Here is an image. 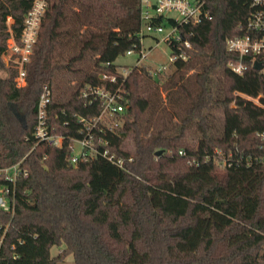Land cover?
<instances>
[{
  "label": "trees",
  "instance_id": "16d2710c",
  "mask_svg": "<svg viewBox=\"0 0 264 264\" xmlns=\"http://www.w3.org/2000/svg\"><path fill=\"white\" fill-rule=\"evenodd\" d=\"M32 3L0 0V67L10 55L6 21L13 18L19 37ZM205 8L207 17L180 26L193 45L189 60L163 71L134 65L124 75L116 60L141 46V0H50L27 85L17 86L12 60L0 77V168L23 159L28 172L13 212L0 208V264H56L68 254L74 264H264V164L224 168L213 159L218 148L244 161L264 156L256 135L264 129V70L251 61L234 72L229 62L239 56L227 49L257 7L205 0ZM105 82L126 109L93 132L127 169L103 154L70 161V139L87 134L80 119L101 112L82 91ZM45 85L50 130L66 137L61 147L36 144ZM8 183L0 175V190ZM55 246L66 249L53 256Z\"/></svg>",
  "mask_w": 264,
  "mask_h": 264
},
{
  "label": "built area",
  "instance_id": "2783aa9c",
  "mask_svg": "<svg viewBox=\"0 0 264 264\" xmlns=\"http://www.w3.org/2000/svg\"><path fill=\"white\" fill-rule=\"evenodd\" d=\"M50 0H33L31 8L28 10L24 19V27L19 37L15 34L12 24L13 18L8 17L6 24L8 25V49L10 51V60L14 63L18 70L15 78L18 87H25L27 81V68L34 53V47L39 38L42 21L49 7ZM252 6L257 9L249 17L242 35H236L228 38L227 49L231 53L239 56L237 60H231L229 67L238 74H243L249 67L250 62L254 65L259 61L264 64V0H252ZM209 15L205 8V0H141V19L142 28L140 31L141 46L139 49L131 48L126 54L131 55L136 51L140 52V58L137 59L136 65H139L143 59L147 58L148 53L155 47L159 46L162 41L166 42L171 54L169 57L170 63L177 60H189L188 50L193 47L192 42L187 35L181 31L184 24H195ZM171 18L173 23L159 22L160 19ZM146 36H156L155 47H151L149 51L144 48L143 40ZM159 36V37H158ZM121 72L127 75L130 71L127 67ZM168 68V65L161 66L158 70L163 71ZM264 70V69H262ZM104 81L109 80V84L115 83L117 77L104 73L102 76ZM108 83L100 85H87L82 91V97L89 102L99 101L101 104V112L98 116L90 119L81 118L80 121L86 125V135L83 138H71L70 147L72 154L70 161L73 164L89 161L100 154L108 157L113 163L120 167L126 168V160L123 157H118L114 152H111L109 141L103 137L95 136L93 128L99 124L107 122L117 114L125 111L126 106L123 102L122 95L114 92ZM255 103H260V97L247 96ZM51 102V92L47 85L44 86V91L41 94L38 104V121L34 129V136L37 143L48 142L51 146L61 147L64 144L66 137L61 133H52L48 121V107ZM109 129H113V125H108ZM256 135L264 141V129L257 131ZM103 144L104 149L99 147ZM184 149L180 150V154H184ZM208 156V155H207ZM244 154L235 156L232 151L226 152L223 149H216L213 154V159L221 167L232 166L233 164L251 165L254 163L264 164V156L249 155L244 161ZM209 158V157H208ZM128 160H133L132 157ZM22 161L13 164L9 167L0 168V175L4 176L9 183L0 190V208L6 212L14 210L13 192L17 185V181L21 176H28V172L21 167Z\"/></svg>",
  "mask_w": 264,
  "mask_h": 264
},
{
  "label": "rangeland",
  "instance_id": "374dc122",
  "mask_svg": "<svg viewBox=\"0 0 264 264\" xmlns=\"http://www.w3.org/2000/svg\"><path fill=\"white\" fill-rule=\"evenodd\" d=\"M156 36H146L143 40V46L146 51H149L151 47H155L156 40L154 39ZM159 37V36H158ZM171 54V49L169 45L162 41L159 46L153 48L149 53L147 58L143 59L142 62L139 65H149L152 68H160L161 66L168 65L170 66L169 57ZM10 55H4L2 57V61L4 62V67H0V77L6 76L8 73V64L10 63ZM140 58V52L136 51L134 54L128 55L124 54L120 56L116 60V64L120 66V71H122L123 68L121 67H127L130 69V67H133L136 65L137 59ZM66 247H53L52 248V254L53 256H58L59 253L62 250H65ZM74 256L73 254H68L60 261H57L56 264H74Z\"/></svg>",
  "mask_w": 264,
  "mask_h": 264
},
{
  "label": "water",
  "instance_id": "95a60500",
  "mask_svg": "<svg viewBox=\"0 0 264 264\" xmlns=\"http://www.w3.org/2000/svg\"><path fill=\"white\" fill-rule=\"evenodd\" d=\"M254 67H255L256 69H258V70H262V69H264V64H263L262 62L257 61V62H255ZM10 107H11V109L14 111V113L16 114V116H17V117L23 122V124H25V123H26V120H25V114L22 113V112L19 110L17 104H15V103H10ZM157 153H158V154H161V153H163V150H159Z\"/></svg>",
  "mask_w": 264,
  "mask_h": 264
}]
</instances>
